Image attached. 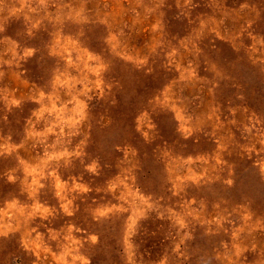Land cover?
Here are the masks:
<instances>
[{"label": "rangeland", "instance_id": "obj_1", "mask_svg": "<svg viewBox=\"0 0 264 264\" xmlns=\"http://www.w3.org/2000/svg\"><path fill=\"white\" fill-rule=\"evenodd\" d=\"M0 264H264V0H0Z\"/></svg>", "mask_w": 264, "mask_h": 264}]
</instances>
